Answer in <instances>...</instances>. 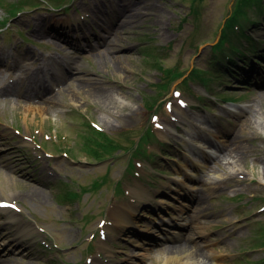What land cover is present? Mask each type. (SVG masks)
I'll return each instance as SVG.
<instances>
[{
	"label": "rangeland",
	"instance_id": "1",
	"mask_svg": "<svg viewBox=\"0 0 264 264\" xmlns=\"http://www.w3.org/2000/svg\"><path fill=\"white\" fill-rule=\"evenodd\" d=\"M6 1L25 6L14 16L0 6V79L10 75L0 80V198L21 212L0 209V264H66L86 246L92 251L81 264L90 257V264H166L165 249L183 244L199 250L205 264L263 263L264 12L250 11L258 25L243 21L253 39L240 37L237 46L249 57L239 55L230 74L206 71L205 84L194 75L187 90L180 72L210 66L220 29L247 0H69L65 8L59 0ZM160 67L169 70L164 79ZM41 77L54 88L48 99L29 101L24 90L33 97L32 80ZM179 84L188 105L180 110L172 96ZM9 90L22 93L11 98ZM165 98L170 111L158 104ZM29 104L45 107L44 118H25ZM90 122L117 140L103 153L106 144L87 151L97 140ZM146 126L153 133L149 157L135 154L132 143ZM216 144L220 155L204 154ZM225 155H237L241 168L227 169ZM188 159L208 165L201 179L180 173ZM121 203L132 206L126 222L111 212ZM29 214L44 231L16 236L21 219L33 225ZM163 220L185 226L176 234L175 227L162 229ZM98 223L103 235L91 236Z\"/></svg>",
	"mask_w": 264,
	"mask_h": 264
},
{
	"label": "bare ground",
	"instance_id": "2",
	"mask_svg": "<svg viewBox=\"0 0 264 264\" xmlns=\"http://www.w3.org/2000/svg\"><path fill=\"white\" fill-rule=\"evenodd\" d=\"M38 24L35 22L34 26H37ZM57 38H61L62 36L58 35L57 33H55V35ZM60 36V37H59ZM117 34L112 35H108L106 37V40L109 42H112L113 39H116ZM63 40L65 42H69L70 39L67 37H62ZM45 82H40L39 85H41L42 87L44 86ZM94 94H99L100 91L98 90H93L92 91ZM117 98V102L120 103L122 102V99L120 97H116ZM15 103V102H14ZM45 111H47V109L43 106H38L35 104H29L25 107V118H27L28 114L30 112L32 113H36L38 112L43 118L45 116ZM25 120V119H24ZM224 138H220V140H216L217 143H219L220 145L224 143ZM218 144V145H219ZM216 145V149L215 151L211 150L210 153L211 154H215V155H220V146ZM205 154V153H204ZM207 154V153H206ZM237 155L235 156H224L223 160L224 161V165L227 169H231L234 170L235 168H241L239 164H237ZM234 158L236 160H234ZM208 167V165L206 163H201L199 160L197 159H188L187 163L182 167L180 173L182 172L188 179H194L196 178L195 176H197V178H199V176L201 175V172H203L206 168ZM214 178H218L220 173H213ZM180 175V174H179ZM31 188H36V187H31ZM196 187H194L195 189ZM193 189V188H192ZM135 194L138 192L137 190H134ZM192 197L195 198L197 197V193H193ZM132 206L130 204H126V203H121L120 205H116L113 207L112 213L115 214L116 217V221H124L126 222V216H127V212L126 209H130ZM196 211L198 212V208L196 209ZM202 211V210H201ZM179 216H182V212L179 213ZM162 225L167 226V227H175L177 230L176 234H180L181 229H183V227L185 226V224H182L181 222H162ZM110 227H107V229H109ZM25 229V231H29V227L27 226V224H22L21 226V230ZM21 230H17V231H21ZM5 242L4 240H0V247H2V249L5 247ZM165 261L166 264H205V262L201 263L200 262V257H202V253L199 250H193L190 249L189 247H187V245L183 244L182 246H178V247H167L165 249ZM2 254V253H1ZM6 254H8V251L6 252ZM141 255L147 256L148 253H140ZM209 254V255H208ZM206 254V257H210L211 259H214V257H212V255H210V253ZM0 260H3V258Z\"/></svg>",
	"mask_w": 264,
	"mask_h": 264
},
{
	"label": "trees",
	"instance_id": "3",
	"mask_svg": "<svg viewBox=\"0 0 264 264\" xmlns=\"http://www.w3.org/2000/svg\"><path fill=\"white\" fill-rule=\"evenodd\" d=\"M255 4V5H257V8H258V6H260V5H262V4H260V2H259V0H247V1H245V3H243L242 5H244V4ZM242 11V6L241 7H239V8H237V10L234 12V14H232L231 15V17L229 18V20H228V23H232V21L234 20V18H235V16L236 15H238V13L239 12H241ZM240 37H243V38H248V39H250V40H252L253 38H252V36H250L245 30H241L240 32H239V34H238V36H237V38H236V42H234L233 44H231V47H232V51H233V53H241V51H240V48H239V46H237V44L239 45L240 43H241V45L243 44L241 41H240ZM238 39V40H237ZM238 41H240V42H238ZM219 46H218V48L221 46V44L219 43L218 44ZM222 60V59H221ZM220 60V61H221ZM226 62L227 63H229V64H234V60H233V58H231L230 56L228 57V59L226 60ZM222 63V62H221ZM220 63V64H221ZM217 64H218V61L216 62V66H217ZM219 65V64H218Z\"/></svg>",
	"mask_w": 264,
	"mask_h": 264
}]
</instances>
